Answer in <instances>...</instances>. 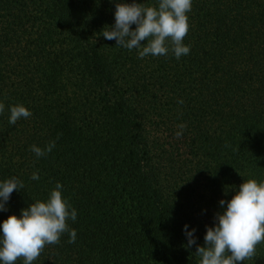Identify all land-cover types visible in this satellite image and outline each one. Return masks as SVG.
<instances>
[{"label": "trees", "instance_id": "1", "mask_svg": "<svg viewBox=\"0 0 264 264\" xmlns=\"http://www.w3.org/2000/svg\"><path fill=\"white\" fill-rule=\"evenodd\" d=\"M116 2L0 0V182L24 183L0 225L57 183L77 211L75 243L33 264H199L219 201L264 182V0H193L180 59L106 40ZM16 105L32 115L13 125ZM243 264H264V243Z\"/></svg>", "mask_w": 264, "mask_h": 264}, {"label": "clouds", "instance_id": "2", "mask_svg": "<svg viewBox=\"0 0 264 264\" xmlns=\"http://www.w3.org/2000/svg\"><path fill=\"white\" fill-rule=\"evenodd\" d=\"M113 2V0H110ZM193 0H157L154 6H144L138 0H118L115 24L104 28L102 36L115 40L116 45L128 50L138 49L139 58L167 56L171 51L177 59L190 54L184 39L190 30L189 17ZM133 25L136 27L133 29ZM183 103V100L179 101ZM5 105L0 103V114ZM31 111L23 105L12 106L10 124L27 119ZM177 138H182L186 125H179ZM55 141L44 148L31 146L37 157L51 153ZM39 180L38 171L31 176ZM24 183L13 177L0 182V211H7V203L14 191L23 190ZM63 185L57 183L46 201H36L22 209L20 216L11 215L0 225V264H33L45 247L59 244L62 235L69 234L75 243L77 232L68 221H75L77 211L62 195ZM226 208L216 214L215 227H208L205 245L197 246L199 264H243L256 255L258 245L264 243V182L249 179L239 186L230 201H219ZM187 248L196 245V229L185 225Z\"/></svg>", "mask_w": 264, "mask_h": 264}]
</instances>
